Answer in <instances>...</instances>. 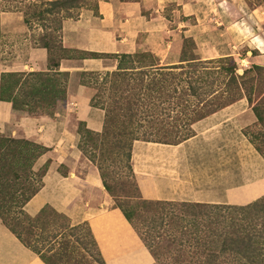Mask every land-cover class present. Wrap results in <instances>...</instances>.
Segmentation results:
<instances>
[{"label":"trees","instance_id":"obj_1","mask_svg":"<svg viewBox=\"0 0 264 264\" xmlns=\"http://www.w3.org/2000/svg\"><path fill=\"white\" fill-rule=\"evenodd\" d=\"M87 1L0 0V16L9 10L21 12L24 22L36 27L35 43L47 49L48 58H68L69 47L62 41L63 22L68 17L77 18L79 13H74ZM142 12L146 14L143 8ZM181 18L189 23V17ZM137 41L135 52L76 49L80 57L112 55L118 60L113 70L80 71V82L95 90L90 104L105 113L101 131L88 128L84 122L79 148L97 166L107 192L114 198L119 191L136 199L133 204L116 200L114 206L120 208L150 251L152 264H264V194L246 204L145 198L134 194L136 174L130 165L125 174L110 170L122 158L131 159L134 140L179 143L195 134L196 121L240 98L248 100L256 121L263 125L251 135L246 127L242 131L264 158V66L251 65L256 74L245 76V72L237 73L233 55L161 62L143 33ZM58 67L59 61L54 60L48 71L32 72L49 76V87L32 90L27 99L36 104L45 102L47 113L35 115L33 111L39 110L35 108L21 111L19 116L63 118L66 105L57 107L55 103L66 91L56 86L55 76H69L70 72ZM18 74L5 72L1 79ZM5 95L0 100L11 101L14 112L16 101L7 86ZM49 150L51 147L33 138L0 132V218L45 264H106L88 221L72 224L68 215L47 204L34 215L24 209L43 185L52 159L43 164L39 160ZM82 227L86 228L83 236L77 233Z\"/></svg>","mask_w":264,"mask_h":264},{"label":"crops","instance_id":"obj_2","mask_svg":"<svg viewBox=\"0 0 264 264\" xmlns=\"http://www.w3.org/2000/svg\"><path fill=\"white\" fill-rule=\"evenodd\" d=\"M149 0H98L97 11L84 9L77 18L63 22L62 41L66 47L104 53L134 52L138 36L144 39L161 62L173 63L171 42L166 40V21L162 15L148 17L142 12ZM155 11L175 3L189 23L180 20L181 32L194 38L196 53L202 58L240 55L245 60L264 63V4L249 0H151ZM191 19V21H190ZM257 50V55L253 54ZM44 54L43 51H41ZM243 56V55H242ZM64 58L60 69H70L71 76L82 70L106 71L116 68L108 57ZM241 59V58H240ZM83 99L68 102L62 119L44 115L16 117L12 102L0 100V131H8L12 122L22 136L33 138L52 149L42 155L52 161L43 176V185L24 208L35 214L49 203L68 215L72 222L87 220L106 264H116V257L127 251V264H152L150 251L125 218L103 185L97 166L79 148L80 133L72 123L73 112L80 113L86 126L101 131L105 110L90 104L81 83ZM246 98L211 113L193 124L195 134L179 143L136 139L132 144V164L136 173L152 176L156 196L162 200L246 204L264 194V158L248 141L242 128L253 119ZM11 133H16L13 129ZM210 156L221 160L218 176L204 168L207 162L192 157ZM248 156L250 160L245 159ZM238 157L240 161H233ZM68 173L58 170L60 164ZM219 164L218 161L213 165ZM79 170V171H78ZM81 172V174H79ZM212 183V184H208ZM89 190L88 193H85ZM99 195V196H98ZM99 199V200H98ZM97 201V202H95ZM125 250V251H124ZM0 264H45L26 247L0 218Z\"/></svg>","mask_w":264,"mask_h":264},{"label":"rangeland","instance_id":"obj_3","mask_svg":"<svg viewBox=\"0 0 264 264\" xmlns=\"http://www.w3.org/2000/svg\"><path fill=\"white\" fill-rule=\"evenodd\" d=\"M98 0H88L86 2V5L81 7L79 11L77 10L75 16L77 17L80 16V13L84 9H93L94 13L97 14L96 12V3ZM115 2L119 0H113ZM125 1H130V0H125ZM254 1V2H263V0H249ZM143 10L146 11V15L149 17L150 14H152L154 17L162 15L163 19L166 21L167 28H166V40H169L171 42L170 45V51L172 52V59L178 60L181 57H199L202 60H206L208 58H202L196 53L197 46L194 38H188L185 37L186 35L184 32H181V27H179V22L182 20V15L178 11V8L176 7L175 3H168L164 9H159V11H155L152 7V1L149 0L144 3L142 6ZM68 18H73V17H68ZM66 18V19H68ZM37 34V29L36 27H30L28 24H26L23 20V14L19 11H5L1 12L0 16V85L3 83L5 84L3 87L0 89V96H6V86H7V91L10 92L11 97L14 98L16 101L15 107L16 109L14 110V115L16 117L19 116L21 111L24 110H29V109H35L38 108L39 110L33 111L35 115H39L41 113H47V110L49 107L45 106V102H39V104H36L32 101H28L27 99L30 97V94L32 90H45L47 87H49L48 83V75L45 73L42 75L38 74H32V72H46L49 70L50 64H52V61L57 60L59 61V67L58 69L60 71H67L70 69H60L61 67V62L64 60V58L55 57L54 60L52 58H48L47 55V49L45 47H41L35 43V36ZM188 36V35H187ZM44 54H42V52ZM135 52V51H134ZM240 55H233L235 57L234 59L236 60L237 63V73L242 74L245 72V76H252L253 74H256V72L251 68V65L253 64H259L263 65L264 63L258 61V60H245L243 59L244 56L246 55V48L243 47L239 50ZM257 50H253V54L257 55ZM66 54L70 55L68 58H74V59H80L81 57V52L77 51L76 48H69L66 52ZM243 55V56H242ZM225 55L221 56H213L211 58H218V57H223ZM111 60L116 61L117 63V57L115 56H109ZM241 58V59H240ZM73 59V60H74ZM115 69V68H114ZM113 70V69H112ZM5 72H18L21 74L16 75L15 77H7L3 78L4 81L1 79V74ZM70 72V71H69ZM56 79V86L60 88L62 91H66V95L63 97L62 100H58V103H55L56 106L58 105H66L70 101L72 103L74 102H80L83 99V95L80 94V88H81V82H80V72H76L71 76H65L63 74L55 76ZM227 79V77H226ZM95 90L92 87H87L86 86V92L85 95L91 98ZM255 95H253V98ZM248 101V100H247ZM249 104V102H248ZM54 107V111L55 108ZM249 107L251 109V106L249 104ZM252 110V109H251ZM49 113V112H48ZM253 113V111H252ZM253 119L251 122H248L243 126L246 127L248 133L251 135L252 133H255L257 130L261 129L263 125L259 124L256 121V116L253 113ZM72 123L74 125V128L77 130L78 133H82L84 131V121L82 119V116L80 113L73 112L72 115ZM15 130L16 133H11V130ZM2 134L6 136H11V137H17L21 138L22 132L21 129L18 125H15L14 122L10 124V127L8 131L2 132ZM246 136V134H245ZM248 141L253 145L254 149L258 152V150L255 148L254 144L249 140L248 136H246ZM52 149V148H51ZM48 152V151H47ZM209 156H206L203 158L201 157H192V159L196 162H201L205 161L207 162L205 167L202 166H194L196 169H201L204 168V171H209L211 176H218L220 171L226 170L228 167L222 166L220 164L221 160L223 159H217L213 158L210 156L211 152H207ZM261 155V154H260ZM132 156V155H131ZM262 156V155H261ZM48 158H51L49 156ZM48 158H40L39 164H43ZM263 158V156H262ZM52 159V158H51ZM245 159L250 160L248 156H245ZM233 161H240L238 157H234L232 159ZM218 161L219 164L213 165V162ZM132 167L133 169V164H132V157L131 159H127L126 157L122 158V160L119 161V163H116L114 166H110L111 169H115L116 171H120L121 173H127L126 170ZM59 172H66L68 173V167L63 164V166L60 168ZM79 171V170H78ZM133 172L136 174V178H134V181L136 183V190L134 193V190H131L130 194H139L142 197L145 198H153V199H158L156 196V191L154 187V181L152 179V176L150 175H145L141 173H136L133 169ZM81 174V172H79ZM148 176L151 177L148 179ZM212 184V183H208ZM89 190H86L85 193H88ZM109 193V192H108ZM110 194V193H109ZM117 197L114 198L113 195L110 194L112 198L111 204L114 206L115 201H121L123 203H130L133 204L135 203L136 199L133 196L130 195H124L123 192H116ZM99 196V195H98ZM99 200V199H98ZM97 202V201H95ZM47 205H50L49 203H46ZM45 204V205H46ZM25 206V205H24ZM44 206V205H43ZM42 206V207H43ZM52 206V205H50ZM41 207V208H42ZM53 207V206H52ZM40 208V209H41ZM25 209V208H24ZM39 209V210H40ZM26 210V209H25ZM38 210V211H39ZM27 211V210H26ZM37 211V212H38ZM28 212V211H27ZM36 212V213H37ZM60 212V211H59ZM29 213V212H28ZM35 213V214H36ZM30 214V213H29ZM34 215V214H31ZM70 218V217H69ZM71 220V218H70ZM87 220H83L80 222H72V224H78L81 222H84ZM85 227L80 228L77 230V233L80 234L81 236L84 235L85 233ZM76 238V236H73ZM72 240V238H71ZM61 242V241H60ZM82 250V249H81ZM125 251V250H124ZM154 259V258H153ZM43 260V259H42ZM117 263L116 264H127L130 260V254L125 251L124 253L118 255L116 257ZM168 262V261H167Z\"/></svg>","mask_w":264,"mask_h":264}]
</instances>
